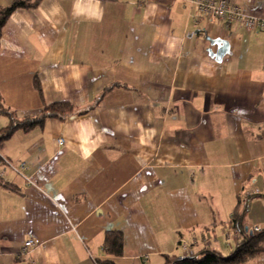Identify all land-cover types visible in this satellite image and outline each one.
I'll use <instances>...</instances> for the list:
<instances>
[{
	"label": "crops",
	"instance_id": "obj_1",
	"mask_svg": "<svg viewBox=\"0 0 264 264\" xmlns=\"http://www.w3.org/2000/svg\"><path fill=\"white\" fill-rule=\"evenodd\" d=\"M32 1L2 31L0 134L119 85L0 144V264H28V239L36 264L226 257L244 238L236 213L245 233L264 228V30L192 0ZM231 1L264 20V0ZM109 231L122 256L106 252ZM243 264H264V249Z\"/></svg>",
	"mask_w": 264,
	"mask_h": 264
},
{
	"label": "trees",
	"instance_id": "obj_2",
	"mask_svg": "<svg viewBox=\"0 0 264 264\" xmlns=\"http://www.w3.org/2000/svg\"><path fill=\"white\" fill-rule=\"evenodd\" d=\"M37 5V1L32 0H15L10 5L0 7V43L2 39L3 27L6 24L10 15L17 9L31 8ZM119 84H112L107 86L104 92L99 96V99L91 105L84 108H79L75 104L67 101L54 102L44 105L42 112L37 116H26L23 118L11 117V123L4 128L0 134V144L7 138H9L17 129H23L25 131L42 124L46 118L56 117L65 119L71 115L83 114L94 107L98 106L102 97L111 91L115 86ZM36 87L39 92H42L39 83H36ZM0 110L8 113L3 105L2 97L0 95ZM245 208L243 212L236 213L232 222L233 227L244 234L243 240L239 245L228 255L223 256L218 251L206 248L202 250L196 256L187 257H168V264H243L256 258L264 249V228L258 232L245 233L243 229V218ZM123 235L121 232L109 231L106 233L104 240V247L108 254L114 256H122L124 253ZM97 264H115L111 261H98Z\"/></svg>",
	"mask_w": 264,
	"mask_h": 264
},
{
	"label": "built area",
	"instance_id": "obj_3",
	"mask_svg": "<svg viewBox=\"0 0 264 264\" xmlns=\"http://www.w3.org/2000/svg\"><path fill=\"white\" fill-rule=\"evenodd\" d=\"M198 7L201 14L207 16L211 21L219 20L229 27L241 25L247 30H264V20L248 14L240 5L235 4L231 0H192ZM61 143L63 139L59 140ZM23 165L21 169H24ZM259 226L254 227L252 232L261 231ZM38 239H28L21 248V254L26 255L28 264H36L31 259V251L39 245ZM185 249L190 247L188 242L182 243Z\"/></svg>",
	"mask_w": 264,
	"mask_h": 264
}]
</instances>
